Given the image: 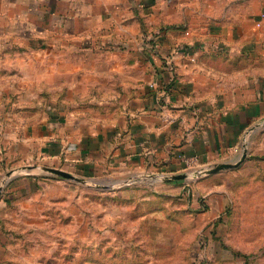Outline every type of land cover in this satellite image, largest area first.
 <instances>
[{"label": "crops", "instance_id": "crops-1", "mask_svg": "<svg viewBox=\"0 0 264 264\" xmlns=\"http://www.w3.org/2000/svg\"><path fill=\"white\" fill-rule=\"evenodd\" d=\"M258 123L264 0H0V183L50 159L85 174L237 164Z\"/></svg>", "mask_w": 264, "mask_h": 264}, {"label": "rangeland", "instance_id": "rangeland-1", "mask_svg": "<svg viewBox=\"0 0 264 264\" xmlns=\"http://www.w3.org/2000/svg\"><path fill=\"white\" fill-rule=\"evenodd\" d=\"M245 150L234 168L190 164L177 180L131 166L85 174L53 159L18 163L0 183V264H264V123L248 129ZM13 176L17 187L28 177L27 189L12 188Z\"/></svg>", "mask_w": 264, "mask_h": 264}, {"label": "water", "instance_id": "water-1", "mask_svg": "<svg viewBox=\"0 0 264 264\" xmlns=\"http://www.w3.org/2000/svg\"><path fill=\"white\" fill-rule=\"evenodd\" d=\"M247 157V151L245 150L243 153V156L241 157V159L239 160V162L237 164H232V163H223V164H217L214 167L208 169L206 171L207 174H211V173H215L219 170H223V169H229V168H233L238 166L241 162H243ZM45 170L65 176V177H70V178H78L76 175H74L71 172H68L66 170L60 169V168H56V167H52V166H45L44 167ZM188 177L187 173H179V174H175V175H171L169 177H167V180H177V179H185ZM2 191V188L0 189V193Z\"/></svg>", "mask_w": 264, "mask_h": 264}, {"label": "built area", "instance_id": "built-area-1", "mask_svg": "<svg viewBox=\"0 0 264 264\" xmlns=\"http://www.w3.org/2000/svg\"><path fill=\"white\" fill-rule=\"evenodd\" d=\"M167 68L171 74V80H175V75H176V67L174 64V57L172 54L167 56Z\"/></svg>", "mask_w": 264, "mask_h": 264}, {"label": "trees", "instance_id": "trees-1", "mask_svg": "<svg viewBox=\"0 0 264 264\" xmlns=\"http://www.w3.org/2000/svg\"><path fill=\"white\" fill-rule=\"evenodd\" d=\"M89 174H91V173H89Z\"/></svg>", "mask_w": 264, "mask_h": 264}]
</instances>
